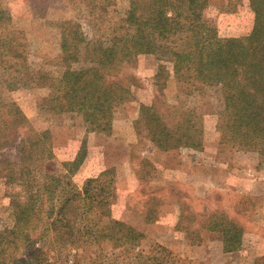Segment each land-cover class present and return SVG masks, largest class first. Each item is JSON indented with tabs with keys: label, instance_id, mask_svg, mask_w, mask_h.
I'll list each match as a JSON object with an SVG mask.
<instances>
[{
	"label": "rangeland",
	"instance_id": "1",
	"mask_svg": "<svg viewBox=\"0 0 264 264\" xmlns=\"http://www.w3.org/2000/svg\"><path fill=\"white\" fill-rule=\"evenodd\" d=\"M86 2L0 0V115L12 103L31 130L47 133L51 173H63V162L82 147L84 161L72 175L77 188L107 170L101 178L110 186L100 192L107 194L112 217L144 233L145 256L166 259L163 264H254L264 257V162L257 151L222 140L220 84L179 79L169 58L141 54L130 65L121 64L119 76H127L130 97L114 108L109 131L90 130L82 115L63 110L56 95L64 69H81L92 61L83 44L76 60L65 58L62 25L79 24L87 40L106 38L107 23H117L128 6V0H117L104 18H98ZM203 19L220 38L241 36L252 28L253 12L247 0H207ZM155 101L160 113H172L167 117L172 124L177 111L198 114L201 144L164 149L152 142L145 127L135 123L143 106ZM26 129L20 128V137L11 145L0 144V158L19 154ZM7 201L0 185V231L9 218ZM223 215L243 229L239 250L226 252L222 233L207 228ZM50 259L52 264H70L71 252L64 249Z\"/></svg>",
	"mask_w": 264,
	"mask_h": 264
},
{
	"label": "trees",
	"instance_id": "2",
	"mask_svg": "<svg viewBox=\"0 0 264 264\" xmlns=\"http://www.w3.org/2000/svg\"><path fill=\"white\" fill-rule=\"evenodd\" d=\"M86 1L97 10L93 11L96 17L104 18L117 0ZM247 1L253 12L251 30L225 38L203 19L207 0H128L117 23L107 20L106 38L87 40L79 24L66 21L61 41L65 58L76 60L83 44L92 65L67 66L56 98L63 110L82 115L90 130L109 131L114 108L130 97L124 83L127 76H119L121 64L130 65L141 54L169 58L177 78L221 85L222 140L257 151L264 162V0ZM143 107L135 124L145 127L152 142L164 149L172 144H201V118L193 110L175 112L172 124L167 120L172 113H160L156 101ZM0 119L1 146L11 145L20 137V128H27L19 139V154L0 158V185L6 192L9 216L0 231V264H52L50 258L64 249L71 252L70 264L165 262L143 254L142 231L111 216L107 194L100 192L110 186L101 178L107 170L76 187L72 175L84 161L82 147L73 159L63 162V173H51L46 162L53 152L47 133L31 130L12 103ZM207 228L222 233L226 252L242 247L243 229L233 219L223 215ZM261 263L264 257L256 259L255 264Z\"/></svg>",
	"mask_w": 264,
	"mask_h": 264
},
{
	"label": "crops",
	"instance_id": "3",
	"mask_svg": "<svg viewBox=\"0 0 264 264\" xmlns=\"http://www.w3.org/2000/svg\"><path fill=\"white\" fill-rule=\"evenodd\" d=\"M262 258V257H261ZM256 259H259V258H256ZM256 259H254V264H255V262H256ZM262 264V263H261Z\"/></svg>",
	"mask_w": 264,
	"mask_h": 264
}]
</instances>
